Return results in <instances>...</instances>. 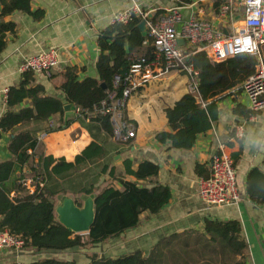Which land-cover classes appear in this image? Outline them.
<instances>
[{"label":"crops","instance_id":"crops-1","mask_svg":"<svg viewBox=\"0 0 264 264\" xmlns=\"http://www.w3.org/2000/svg\"><path fill=\"white\" fill-rule=\"evenodd\" d=\"M30 4L32 10L44 11L42 18L35 20L18 10L3 17V20L15 23L16 27L6 32V46L0 53V116L5 111L3 89L18 84L20 62L37 50L51 47L58 51V64L50 78L32 74V83L43 85L48 94L61 95L66 67L76 68L74 74L77 80L98 78L95 68L99 54L97 36L111 23L112 15L117 11L129 10L136 5L147 17H157L174 5L183 19L192 16L210 21L225 35L234 32L243 14L239 0H30ZM224 5L228 9L221 14ZM176 28L180 30V25ZM179 44L184 51L190 49L184 40H179ZM144 48L142 54L153 60L155 56L149 41ZM238 56L240 61L236 65L239 72L235 77L238 83L233 85L234 79L224 74L221 82L212 85L215 94L203 102L215 101L218 118L207 131L197 135L191 148H173L168 141L162 143L155 138L158 132L169 129L164 109L189 92V77L177 70L152 78L124 101L117 118L133 126V138H125L124 132L119 138L104 131L98 133L97 138L106 155L89 166L98 163L100 168L105 164L108 166L95 186L101 188L113 184L120 188L117 178L147 187L156 183L165 184L170 188L171 197L157 213L142 212L135 227L101 243L62 250H2L0 264H30L43 258L88 264V254L91 253L117 258L136 251L143 254L145 264H264V203L252 201L246 190L248 173L253 168L264 176V109L253 111L249 117L232 111L237 105L250 110L243 83L253 73L257 62L254 55ZM245 61L250 62L247 70ZM162 65V61L152 63L154 73ZM224 83V86H219ZM24 105L26 102L21 104ZM70 110L73 113L66 114L64 111V115L76 117L74 108ZM57 118L52 116L50 120L52 122ZM88 121V118L76 120L68 128L40 136L41 152L72 160L95 137V131L87 128L90 125ZM221 151L228 153L234 162L241 200L233 205L209 207L198 196L197 180L209 175L211 159ZM145 159L159 166L158 174L151 180H138L125 173V160H129L134 169ZM196 164L202 166L199 173L195 171ZM110 168H114V179L108 174ZM25 169L28 171V166ZM260 192L264 197L263 187H260ZM60 197L55 198V207ZM206 220L237 221L244 250H230L217 232L205 230Z\"/></svg>","mask_w":264,"mask_h":264},{"label":"trees","instance_id":"trees-1","mask_svg":"<svg viewBox=\"0 0 264 264\" xmlns=\"http://www.w3.org/2000/svg\"><path fill=\"white\" fill-rule=\"evenodd\" d=\"M0 53L6 46L5 34L14 30L16 24L3 20V17L14 10L25 12L32 18H42V9H31L30 0H0ZM143 20L133 14L126 23L114 22L103 28L97 36L99 54L95 62L98 78L85 77L77 80L75 67L65 68V81L61 85V95L46 93L43 85L33 84L32 72L21 73L17 85L8 87L5 98V111L0 116V130L8 134L6 149L8 158L0 159V231L6 229L19 234L24 240L23 248L36 250H62L73 246L101 243L105 239L117 236L139 223V216L144 211L157 213L170 197V188L156 183L151 187L139 185L135 181L117 178L121 187L107 184L95 186L98 177L107 170V164L98 171L96 178L87 186L80 188L85 195H92L94 203V221L86 234H76L61 224L55 213L54 200L65 195L61 180L85 169L95 160L104 158L106 150L98 140V133L104 131L113 135L111 115L95 113L109 94L114 100L122 97L124 83L115 85L114 76L124 78L132 61L145 51L144 44L149 41L148 34L142 35L138 24ZM192 49L187 51L191 52ZM148 48L146 49V52ZM137 56V57H136ZM240 57L225 62L209 61L204 51L189 55L187 62L197 71L198 92L202 101L215 93L213 84L222 81L224 74L231 76L233 85L239 72L236 65ZM111 100V99H110ZM23 102L26 105L21 106ZM71 103L74 109L82 110L81 116L66 117L64 105ZM18 107V109H14ZM165 116L169 129L158 132L156 140L169 142L170 146L189 149L195 143L197 135L207 131L212 122L218 118V107L214 100L202 106L190 92L183 94L172 106H167ZM233 113L249 117L253 111L237 105ZM58 116L56 125L50 121ZM79 118L86 119L89 130L95 131V137L72 160L63 156L44 154L38 151L39 133H50L68 128ZM126 121V120H125ZM37 157V163L35 162ZM28 166V171L25 169ZM125 173L138 180H151L158 174L159 166L151 161L142 160L136 168L131 167L129 160L124 161ZM202 166L196 164L195 171ZM20 178H31L38 174L44 176V186L29 192L18 183L15 174ZM113 179L114 168L108 171ZM260 187L264 188V176L253 168L247 177V193L256 203H264ZM78 204V203H77ZM205 230L217 232L228 244L230 250L242 252L245 244L239 239L240 227L237 221H205ZM88 264H145V257L139 251L128 255L110 258L103 254H88ZM6 264H18L10 262ZM30 264H76L74 261L43 258Z\"/></svg>","mask_w":264,"mask_h":264},{"label":"built area","instance_id":"built-area-1","mask_svg":"<svg viewBox=\"0 0 264 264\" xmlns=\"http://www.w3.org/2000/svg\"><path fill=\"white\" fill-rule=\"evenodd\" d=\"M175 2L176 0H169ZM243 8L242 17L237 21L234 32L225 35L207 20L188 17L183 19L178 7L172 5L165 13L157 17H147L138 7L129 10L117 11L112 15L111 23H126L131 15H140L145 19L149 43L152 54L150 60L147 54H142L134 59L128 72L121 78L114 76V84L124 83L122 97L114 100L113 94H109L107 100L102 101L101 107L94 109L92 114H110L113 124V135L125 138H133L134 128L127 121L120 120V110L124 101L131 93L145 86L152 78L163 75L170 70L184 72L189 77L188 91L202 106L198 92L197 71L187 62L190 54L204 51L206 57L214 63L225 62L238 55H254L257 58L253 73L243 83V91L248 99V108L258 112L264 109V0L257 4L255 0H239ZM226 5L222 6L221 14L227 11ZM180 30H177V25ZM179 40L188 43L191 52L184 51ZM162 61L164 66L154 69L152 63ZM58 64V51L56 48H43L25 56L18 66L20 73L32 72L50 78ZM8 88L2 93L6 98ZM111 99V100H110ZM82 110L76 108L74 113L81 116ZM45 133L40 136H44ZM39 136V138H40ZM17 172L16 181L21 183L29 192H33L36 186L41 189L44 186V176L38 174L33 181L31 178H20ZM197 193L199 198L209 207L237 204L241 200V194L237 183V170L230 155L224 151L213 155L210 162V173L207 177H199L197 180ZM24 240L21 235L14 234L4 229L0 231V251L8 249H22Z\"/></svg>","mask_w":264,"mask_h":264},{"label":"water","instance_id":"water-1","mask_svg":"<svg viewBox=\"0 0 264 264\" xmlns=\"http://www.w3.org/2000/svg\"><path fill=\"white\" fill-rule=\"evenodd\" d=\"M138 29L141 31L143 36L147 34L145 19L138 24ZM71 107H73L71 103H66L64 105L63 108L66 114L73 113V111L70 110ZM5 134L6 133H3L0 130L1 159H6L9 156L6 149L9 136H6ZM55 213L58 221L68 230L77 234H86L89 232V229L94 221L93 197L91 195H86L83 198L82 205H78L71 197L61 196L59 204L55 207Z\"/></svg>","mask_w":264,"mask_h":264},{"label":"rangeland","instance_id":"rangeland-1","mask_svg":"<svg viewBox=\"0 0 264 264\" xmlns=\"http://www.w3.org/2000/svg\"><path fill=\"white\" fill-rule=\"evenodd\" d=\"M245 63H246L245 70H247V67H250V62L245 61ZM224 85L225 83L220 84L219 86H224ZM79 120H82V118H79ZM51 123L53 125H56V120H53ZM39 134L41 135L43 133H39ZM38 151H41L40 147H38ZM100 166H101L100 163L93 164L91 166H88L85 169H82L74 173L72 176L61 180V184L65 188L66 191H65V195H60V196H69L75 201L76 204L78 203V205H82L83 198L86 195L80 192V188L87 186L91 181H93L96 178V175L100 169Z\"/></svg>","mask_w":264,"mask_h":264},{"label":"clouds","instance_id":"clouds-1","mask_svg":"<svg viewBox=\"0 0 264 264\" xmlns=\"http://www.w3.org/2000/svg\"><path fill=\"white\" fill-rule=\"evenodd\" d=\"M255 2L258 4L260 2V0H255Z\"/></svg>","mask_w":264,"mask_h":264}]
</instances>
